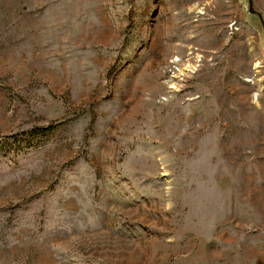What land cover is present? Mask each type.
<instances>
[{"label":"rangeland","instance_id":"374dc122","mask_svg":"<svg viewBox=\"0 0 264 264\" xmlns=\"http://www.w3.org/2000/svg\"><path fill=\"white\" fill-rule=\"evenodd\" d=\"M0 0V264H264V0Z\"/></svg>","mask_w":264,"mask_h":264},{"label":"water","instance_id":"95a60500","mask_svg":"<svg viewBox=\"0 0 264 264\" xmlns=\"http://www.w3.org/2000/svg\"><path fill=\"white\" fill-rule=\"evenodd\" d=\"M250 1H251V0H248V2H249V4H250V6H249V10H250V12H254V9H253V7H252Z\"/></svg>","mask_w":264,"mask_h":264}]
</instances>
